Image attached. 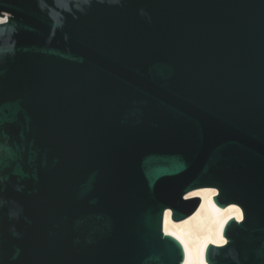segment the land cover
Here are the masks:
<instances>
[{"label": "water", "instance_id": "95a60500", "mask_svg": "<svg viewBox=\"0 0 264 264\" xmlns=\"http://www.w3.org/2000/svg\"><path fill=\"white\" fill-rule=\"evenodd\" d=\"M0 264H184L163 229L241 206L209 264H264V0H0Z\"/></svg>", "mask_w": 264, "mask_h": 264}, {"label": "bare ground", "instance_id": "6f19581e", "mask_svg": "<svg viewBox=\"0 0 264 264\" xmlns=\"http://www.w3.org/2000/svg\"><path fill=\"white\" fill-rule=\"evenodd\" d=\"M6 19L7 17L0 16V22H4ZM218 194L219 190L216 187L196 188L186 195L187 198H201L200 204L194 213L182 220H174L172 210L169 208L166 209L164 214V232L176 238L182 247L183 242L186 241L197 260L199 259V249L205 242H207V247L210 244L217 246L226 244L227 238L223 232L227 222L232 218L241 221L244 216L243 209L238 204L231 203L224 208L220 207L213 199ZM213 241H217L218 244L213 243ZM206 250L204 264H209L206 260ZM186 259L184 250V264H186Z\"/></svg>", "mask_w": 264, "mask_h": 264}, {"label": "snow or ice", "instance_id": "6c2138e0", "mask_svg": "<svg viewBox=\"0 0 264 264\" xmlns=\"http://www.w3.org/2000/svg\"><path fill=\"white\" fill-rule=\"evenodd\" d=\"M213 243L218 244L217 241H213ZM183 247L185 250V256L187 258L186 264H204V256H205V250L207 248V242H205V244L199 249V259L198 260L194 258L193 250L189 248L188 243L186 241L183 242Z\"/></svg>", "mask_w": 264, "mask_h": 264}]
</instances>
